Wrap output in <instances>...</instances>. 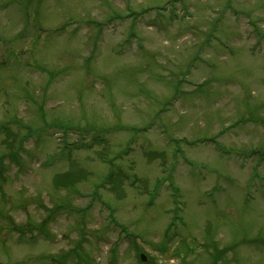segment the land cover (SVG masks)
Returning <instances> with one entry per match:
<instances>
[{"label":"rangeland","instance_id":"1","mask_svg":"<svg viewBox=\"0 0 264 264\" xmlns=\"http://www.w3.org/2000/svg\"><path fill=\"white\" fill-rule=\"evenodd\" d=\"M263 162L264 0H0V261L264 264Z\"/></svg>","mask_w":264,"mask_h":264},{"label":"trees","instance_id":"2","mask_svg":"<svg viewBox=\"0 0 264 264\" xmlns=\"http://www.w3.org/2000/svg\"><path fill=\"white\" fill-rule=\"evenodd\" d=\"M56 183H57V184H61V182H60V180H59V179H57V180H56Z\"/></svg>","mask_w":264,"mask_h":264}]
</instances>
